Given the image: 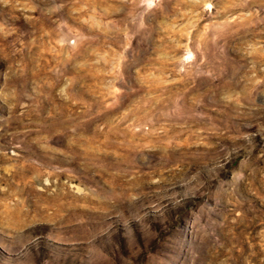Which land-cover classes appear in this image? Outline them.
<instances>
[{"label": "rangeland", "instance_id": "374dc122", "mask_svg": "<svg viewBox=\"0 0 264 264\" xmlns=\"http://www.w3.org/2000/svg\"><path fill=\"white\" fill-rule=\"evenodd\" d=\"M0 264H264V0H0Z\"/></svg>", "mask_w": 264, "mask_h": 264}]
</instances>
